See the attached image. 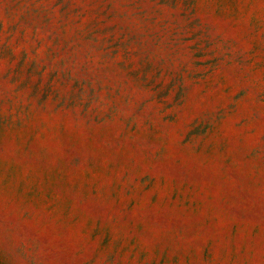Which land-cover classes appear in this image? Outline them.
<instances>
[{
  "label": "rangeland",
  "instance_id": "rangeland-1",
  "mask_svg": "<svg viewBox=\"0 0 264 264\" xmlns=\"http://www.w3.org/2000/svg\"><path fill=\"white\" fill-rule=\"evenodd\" d=\"M0 264H264V0H0Z\"/></svg>",
  "mask_w": 264,
  "mask_h": 264
}]
</instances>
